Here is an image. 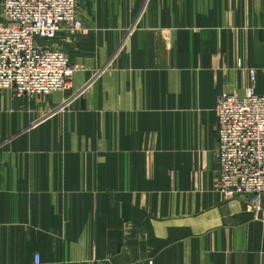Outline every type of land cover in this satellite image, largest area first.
Listing matches in <instances>:
<instances>
[{"label":"crops","instance_id":"crops-1","mask_svg":"<svg viewBox=\"0 0 264 264\" xmlns=\"http://www.w3.org/2000/svg\"><path fill=\"white\" fill-rule=\"evenodd\" d=\"M78 16L37 39L77 67L68 90L0 91V264H264V197L250 212L216 189L219 97L264 95V0Z\"/></svg>","mask_w":264,"mask_h":264},{"label":"built area","instance_id":"built-area-1","mask_svg":"<svg viewBox=\"0 0 264 264\" xmlns=\"http://www.w3.org/2000/svg\"><path fill=\"white\" fill-rule=\"evenodd\" d=\"M78 3L2 0L0 91L33 99L69 89L77 67L65 52L42 46L37 39L52 41L67 26L71 32L85 30ZM250 74L255 81L256 71ZM216 115L220 167L216 189L225 200L244 199L248 211L255 212L264 197V95L253 86L243 97L224 93Z\"/></svg>","mask_w":264,"mask_h":264}]
</instances>
